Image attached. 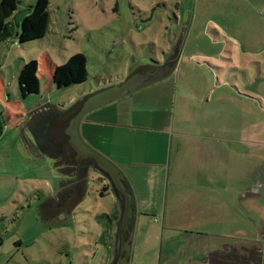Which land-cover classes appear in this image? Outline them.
<instances>
[{
    "label": "rangeland",
    "instance_id": "obj_1",
    "mask_svg": "<svg viewBox=\"0 0 264 264\" xmlns=\"http://www.w3.org/2000/svg\"><path fill=\"white\" fill-rule=\"evenodd\" d=\"M51 2V27L43 39L19 44L15 36L0 42V113L3 118L10 115L15 119L0 139V264L106 261V249L100 243L103 221L97 216L112 214L114 195L102 196L101 187H93L99 182L89 176L87 193L83 195L84 189L69 192L62 215L57 221L49 219L47 207L59 201L47 185L59 190L60 182L68 176L56 165V157L39 145L30 125L38 116L51 115L52 108L65 113L83 91L118 85L135 69L155 73L152 83L123 102L87 113L80 127L85 141L86 136L93 139L94 135L102 144L106 138L136 156L134 145L129 147L131 134L119 136L128 128L108 127L102 122L161 128L149 151L142 149L141 155L144 160L166 163L168 150L161 142L170 133L216 131L217 136L207 141L241 151L236 157L238 174L240 169H252L254 174L249 195L254 204L251 219L233 224L238 232L246 231L243 238L264 241V41L252 33L253 24L247 26L249 10L245 6L250 5L230 0ZM75 54L85 55L88 80L56 90L48 57L63 65ZM31 60L39 62L41 90L39 95L22 100L18 75ZM139 98L148 100H140V108H135ZM120 103H126V108H120ZM129 112L134 114L133 119H127ZM57 126V118H51L48 131L57 134ZM139 133L140 148H144L149 132ZM187 138L194 141L190 135ZM198 140L202 141L201 137ZM63 169L72 172L71 168ZM144 184L147 191L142 207L152 211L138 219L129 264L180 261L183 246L192 238L186 233L191 221L183 218L185 205L175 208L176 218L169 212L165 219L167 183L160 185V190L151 178ZM60 212L62 209L57 208V215ZM217 227L210 229L215 231Z\"/></svg>",
    "mask_w": 264,
    "mask_h": 264
},
{
    "label": "crops",
    "instance_id": "obj_2",
    "mask_svg": "<svg viewBox=\"0 0 264 264\" xmlns=\"http://www.w3.org/2000/svg\"><path fill=\"white\" fill-rule=\"evenodd\" d=\"M230 1L232 3L236 2L239 5H250L245 6L249 10L246 20L250 23L247 26L250 27L253 24L255 29L252 30V33L257 34L264 41V0ZM32 5L27 0H21L19 10L27 9ZM51 6L52 2L50 0V12ZM123 81H120V83ZM149 84H146L145 87ZM52 87L57 90L53 83ZM103 89L105 88H101L99 85L97 89L83 91L65 113L61 114L57 111V108H52L51 115L38 116L30 126L35 132L39 145L56 157V165L61 166L64 173L68 176V179L60 182L59 190L55 187L51 188V185H47L50 187V190H53L57 194L59 201L58 205L57 202H53L54 206L57 205V207H54V210L50 209V206L53 204L48 206L49 208L47 207L46 214L49 219L57 221V216L59 218L62 215L64 210L63 202L69 192L78 193L84 189L83 195L87 193V187L85 186L89 181V176H92V180L99 182L97 186L94 185L93 187H101L102 191L100 194L102 196L107 193H111V196L114 195L116 201L112 214H98L97 219L100 218L103 221L101 232L102 235L104 234V237L100 239V243L105 247L107 254L106 261L103 264H115L122 249L120 236L123 233L125 240H127L126 237L130 232V229L127 231L124 229L125 231L123 232L120 229L124 213V198L114 187L109 176L96 167L94 161L87 167L84 166L81 161L82 158H79L80 155H78L77 149L71 144V135L68 132L72 119L78 113L87 97ZM142 89L129 95L138 94ZM247 92L257 97H263L258 92L251 90H247ZM127 98L126 96L113 102H123L122 100ZM137 100L138 104H136L135 108H140V100L146 101L148 99L139 98ZM75 105L77 107L72 111L71 109H74ZM124 106H126V103H120L119 105L120 108H126ZM7 116L10 117L11 121L5 127V130L15 121L10 115ZM126 116L128 117L127 119L134 118V114L131 112ZM51 118H57V134L48 131ZM67 119H70L69 124L66 127H62ZM102 125L113 126L115 128H128L126 132L119 133L121 137H125L127 133L131 134L129 147L130 145H134L133 150H135L136 156L133 151H130V155L128 154L129 151L124 152L123 145L118 144L117 146L114 144L116 143L115 141L107 142L106 138H104L101 144L94 135L93 139L88 138V136L86 137L87 142L94 145L99 152L116 163L123 173L124 183L133 196V216H131L133 222L130 227L132 233H134L139 217L144 215L143 213L152 211L147 208L143 209L142 207V197L145 196V192L147 191L144 183H147L148 179L151 178L156 183L158 190H160V185L164 187L167 183L165 219L169 212H171V218H176L175 208L179 204H182L185 205L183 218L191 221L188 224L191 228H187L186 230V233L192 237L191 242L183 246L181 260L170 262L169 264H264V241L258 242V239H253L251 236L243 238L247 235L246 231L241 230L238 232L234 226L235 224H233L238 220L251 219L254 211L253 199L249 196L252 192L253 171L252 169L249 172L248 169H240V173L238 174L237 172L236 157L242 154L241 151H237L236 148H232L231 146H226L225 148L222 145L208 142L207 140L210 137L217 136L216 131L198 133H188L186 131L181 133L172 132L169 134V137H166L161 142L162 146H166L168 150L166 163L157 160L148 161L146 158L144 160V155H141V151L142 149H145L146 152L149 151L150 142L154 143L157 140L158 132H161V128L153 129L151 126H144L142 124H128L112 120L103 121ZM140 130H148L149 132V137H147V134L144 137L145 139L147 138L145 142L147 144L143 145L144 148H140L142 145L139 143L142 139V135L139 133ZM189 135L193 137V142L187 138ZM198 137H201L202 141H199ZM124 153H127V155ZM135 166H144L145 169H141L142 172L129 168ZM65 167L71 168L72 172L64 170L63 168ZM91 172L92 174H90ZM247 177H249L248 180ZM82 199L83 197L79 201ZM80 206L81 204L77 203V207ZM57 208L62 209V212L58 213V215ZM239 209L241 211L237 212ZM61 221L57 222V225H60ZM227 224L229 226L225 227ZM210 226L219 227L215 231H212ZM237 235H241L242 238H237ZM130 244L132 251V241Z\"/></svg>",
    "mask_w": 264,
    "mask_h": 264
},
{
    "label": "trees",
    "instance_id": "obj_3",
    "mask_svg": "<svg viewBox=\"0 0 264 264\" xmlns=\"http://www.w3.org/2000/svg\"><path fill=\"white\" fill-rule=\"evenodd\" d=\"M21 0H0V42H7L17 37L19 44L43 39L49 32L51 24L50 0H37L30 13L23 20H16ZM47 62L51 69L52 83L57 90L80 85L88 80L89 72L86 57L83 54L71 56L65 64L57 65L49 57ZM40 67L37 60L25 62L18 75L19 96L26 99L37 96L41 90L39 77ZM80 110V109H79ZM10 117H2L0 113V137L5 127L10 124ZM104 237V234L101 238Z\"/></svg>",
    "mask_w": 264,
    "mask_h": 264
},
{
    "label": "water",
    "instance_id": "obj_4",
    "mask_svg": "<svg viewBox=\"0 0 264 264\" xmlns=\"http://www.w3.org/2000/svg\"><path fill=\"white\" fill-rule=\"evenodd\" d=\"M30 11H31V7H28L27 9L19 12L16 15V20L20 22L21 20L24 19L26 14L30 13ZM147 78H148L147 75L144 76L133 75L128 77L124 82L116 86L103 89L102 91H99L91 95L89 98H87L84 101L80 110L72 119L70 128L68 130L69 134L71 135V144L73 147L77 149L80 157L93 158L96 163V167L99 170L105 172L109 176L114 187L124 198L125 209L122 216V221H123V228L125 230L128 229L129 219L131 218L133 213V196L129 192V190L127 189L124 183V176L119 166L116 163H114L111 159H109L101 152H99L97 149L90 146L88 143L84 141L80 133V124L84 116L87 113L91 112L92 110H95L113 101L126 97L129 94L137 92L143 87H145L146 84L143 83V81ZM132 238H133V233L131 232L130 239L132 240ZM122 240L124 245L119 253V256L115 264H129L131 247L128 244V242L124 239L123 235H122Z\"/></svg>",
    "mask_w": 264,
    "mask_h": 264
},
{
    "label": "flooded vegetation",
    "instance_id": "obj_5",
    "mask_svg": "<svg viewBox=\"0 0 264 264\" xmlns=\"http://www.w3.org/2000/svg\"><path fill=\"white\" fill-rule=\"evenodd\" d=\"M133 75H140V76H144V75H148V78L146 79V80H144L143 81V83H145V84H149V83H151L152 81H153V79H152V77L154 78V75H155V73L153 74L150 70H144V69H135L134 71H132L131 73H130V75L128 76V77H130V76H133ZM127 79V78H126ZM77 107V105H75L74 106V109H71L72 111H74L75 110V108ZM78 155H79V152H78ZM71 158H72V156H71ZM79 158H81V157H79ZM82 163L84 164V166H88L91 162H93L94 161V159L93 158H90V157H83L82 158ZM95 162V161H94ZM124 209H125V207H124ZM132 216H133V213H132ZM132 220H131V218L129 219V223H128V229H130V232L128 233V236L126 237V241L128 242V244L129 245H131L130 243H131V239H130V234H131V225H132ZM121 230H122V232L123 231H125L124 230V228H123V221L121 220V228H120ZM127 229V230H128ZM126 230V231H127ZM122 235H123V233H122ZM122 235L120 236V239H121V248H123V245H124V243H123V241H122ZM124 236V235H123ZM124 239H125V236H124ZM261 240L260 239H258V242H260ZM262 242V241H261ZM131 247V246H130Z\"/></svg>",
    "mask_w": 264,
    "mask_h": 264
}]
</instances>
